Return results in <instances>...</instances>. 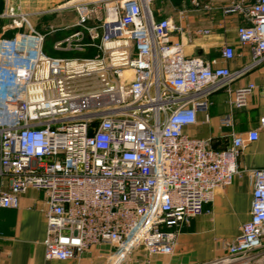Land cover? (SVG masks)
<instances>
[{"label": "built area", "instance_id": "obj_1", "mask_svg": "<svg viewBox=\"0 0 264 264\" xmlns=\"http://www.w3.org/2000/svg\"><path fill=\"white\" fill-rule=\"evenodd\" d=\"M151 3H76L72 24L46 31L13 6L2 13L10 28L24 29L0 36V207H17L28 188L44 192L46 259L104 245L98 264H124L138 247L148 256L171 254L179 228L240 174L243 146L264 128L263 114L256 128L221 149L184 131L198 111L210 120V94L264 61V0H225L221 8L245 20L236 40L251 60L234 70L186 56L172 40L183 31L170 17H153ZM67 29L50 47L74 55H49L47 36ZM220 56L232 59L234 47L223 44ZM254 88L235 89L231 106H246ZM219 122L231 125L230 115ZM248 174L249 220L220 241L222 254L195 264H264V168Z\"/></svg>", "mask_w": 264, "mask_h": 264}, {"label": "crops", "instance_id": "obj_2", "mask_svg": "<svg viewBox=\"0 0 264 264\" xmlns=\"http://www.w3.org/2000/svg\"><path fill=\"white\" fill-rule=\"evenodd\" d=\"M63 0H0V36H11L24 28H10V19L2 15L7 6L27 13L31 23L39 30L46 31L53 25V17L39 22L52 6ZM211 4L210 9L192 8L190 0L167 1L164 5L152 2L150 7L155 18L170 17L182 33L176 31L172 40L180 42L186 56H198L226 65L234 70L248 64L251 60L249 47L239 45L236 40L237 27L245 23L238 13L224 14L221 10L225 0H203ZM182 13V14H181ZM42 14V16H40ZM71 18L66 24L75 21ZM195 28H207L208 34H196ZM62 34V33H61ZM60 34V36H62ZM230 44L235 56L225 60L220 56V47ZM253 83L255 88L248 96L246 106H231L232 93L239 87ZM208 122L205 112H197V123L187 125L184 131L193 137L208 138L213 148L221 149L232 143L237 134H244L256 128L259 116L264 114V61L244 75L234 79L228 87H223L209 96ZM230 115L231 125H220L222 116ZM241 170L231 184L217 188L211 203L204 212L182 225L176 236L171 254L148 256L144 248H136L124 264H195L211 260L220 254L222 239H232L240 231V226L249 220L252 198V178L248 170L264 168V128L258 130L257 140L247 142L237 159ZM1 188V182H0ZM45 194L42 190L28 188L20 195L19 205L0 207V264H98L104 261V253L96 246L78 257L66 260L46 259L44 243L46 221L44 215Z\"/></svg>", "mask_w": 264, "mask_h": 264}, {"label": "rangeland", "instance_id": "obj_3", "mask_svg": "<svg viewBox=\"0 0 264 264\" xmlns=\"http://www.w3.org/2000/svg\"><path fill=\"white\" fill-rule=\"evenodd\" d=\"M71 4L66 5V3L70 2ZM96 0H63L57 4H55V6H52V8L55 7V9L53 11H47L46 13H44V16H49V17H53V26H61L66 24L71 18L76 17L75 13H74V9H73V5L76 3H86V2H95ZM167 1H171L174 2V0H152V2H157L158 5H164ZM102 11H97L96 16L98 17H102ZM42 16V14L40 15ZM69 32V30H65L62 32L61 35L67 34ZM51 44V40L47 41V52L49 55L51 56H73L74 52H69V51H56L51 49L50 47Z\"/></svg>", "mask_w": 264, "mask_h": 264}, {"label": "trees", "instance_id": "obj_4", "mask_svg": "<svg viewBox=\"0 0 264 264\" xmlns=\"http://www.w3.org/2000/svg\"><path fill=\"white\" fill-rule=\"evenodd\" d=\"M48 19V17H45L44 15L40 18V23L41 22H43V21H45V20H47ZM60 34H61V32H55V33H53V34H50V35H48L47 36V41L48 40H51V41H53V40H56V39H58L59 37H60ZM10 36V35H9ZM12 36V35H11Z\"/></svg>", "mask_w": 264, "mask_h": 264}, {"label": "bare ground", "instance_id": "obj_5", "mask_svg": "<svg viewBox=\"0 0 264 264\" xmlns=\"http://www.w3.org/2000/svg\"><path fill=\"white\" fill-rule=\"evenodd\" d=\"M69 4H71V1H70V2H68V3H66V5H69Z\"/></svg>", "mask_w": 264, "mask_h": 264}]
</instances>
